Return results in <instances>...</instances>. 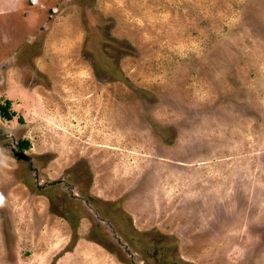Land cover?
Instances as JSON below:
<instances>
[{"label": "rangeland", "instance_id": "obj_1", "mask_svg": "<svg viewBox=\"0 0 264 264\" xmlns=\"http://www.w3.org/2000/svg\"><path fill=\"white\" fill-rule=\"evenodd\" d=\"M8 99L0 264H264V0H0Z\"/></svg>", "mask_w": 264, "mask_h": 264}, {"label": "trees", "instance_id": "obj_2", "mask_svg": "<svg viewBox=\"0 0 264 264\" xmlns=\"http://www.w3.org/2000/svg\"><path fill=\"white\" fill-rule=\"evenodd\" d=\"M9 106L10 100L8 99L6 100L5 104H2L0 107L2 116H5L8 119L12 118V116L14 115V110H9ZM19 142L20 150H23L27 145H29V140L27 139H20Z\"/></svg>", "mask_w": 264, "mask_h": 264}]
</instances>
